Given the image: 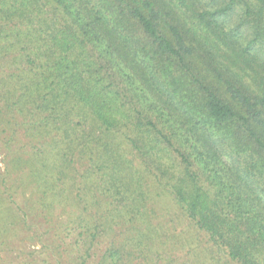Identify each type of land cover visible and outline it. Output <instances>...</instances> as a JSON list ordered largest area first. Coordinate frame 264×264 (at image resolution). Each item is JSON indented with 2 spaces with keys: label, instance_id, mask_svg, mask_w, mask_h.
I'll use <instances>...</instances> for the list:
<instances>
[{
  "label": "trees",
  "instance_id": "1",
  "mask_svg": "<svg viewBox=\"0 0 264 264\" xmlns=\"http://www.w3.org/2000/svg\"><path fill=\"white\" fill-rule=\"evenodd\" d=\"M0 127L1 264H264V0H0Z\"/></svg>",
  "mask_w": 264,
  "mask_h": 264
},
{
  "label": "rangeland",
  "instance_id": "2",
  "mask_svg": "<svg viewBox=\"0 0 264 264\" xmlns=\"http://www.w3.org/2000/svg\"><path fill=\"white\" fill-rule=\"evenodd\" d=\"M4 170V155H3V135H2V128L0 127V174L3 173ZM4 205V204H3ZM5 206V205H4ZM5 240H0V250L3 248L2 244ZM19 241H17V245H18ZM24 245L26 246V248L28 249H32L34 247H38V246H33L32 243L30 242H25ZM39 248V247H38ZM1 264V262H0Z\"/></svg>",
  "mask_w": 264,
  "mask_h": 264
}]
</instances>
